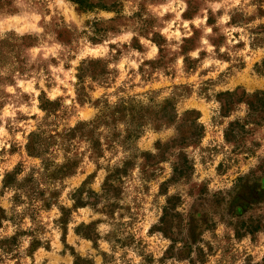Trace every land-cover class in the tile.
Instances as JSON below:
<instances>
[{"label": "rangeland", "instance_id": "obj_1", "mask_svg": "<svg viewBox=\"0 0 264 264\" xmlns=\"http://www.w3.org/2000/svg\"><path fill=\"white\" fill-rule=\"evenodd\" d=\"M89 3L0 0V264H264V0Z\"/></svg>", "mask_w": 264, "mask_h": 264}, {"label": "trees", "instance_id": "obj_2", "mask_svg": "<svg viewBox=\"0 0 264 264\" xmlns=\"http://www.w3.org/2000/svg\"><path fill=\"white\" fill-rule=\"evenodd\" d=\"M74 3L78 4L81 8H90L91 3H89L90 0H72ZM229 95H234L233 93H227ZM248 105L250 107H252V109L254 111H259V107L260 105H264V91H258L254 94L251 95L250 99H248L247 101ZM139 107V103L135 102L134 100H131V102H120L118 103L116 106L110 108L111 110V114L119 117H123V116H131V122L130 124H133L136 120L135 116L136 114H140V111L138 110ZM164 113L166 114L164 119L165 120H172L170 119V115L172 116V114H168L167 113V106L164 107L163 109ZM173 117V116H172ZM133 131L132 132H136L137 129L135 127H132Z\"/></svg>", "mask_w": 264, "mask_h": 264}]
</instances>
